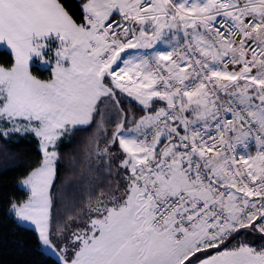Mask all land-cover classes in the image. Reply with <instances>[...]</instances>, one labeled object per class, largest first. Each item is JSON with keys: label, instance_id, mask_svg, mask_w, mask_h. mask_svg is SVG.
I'll list each match as a JSON object with an SVG mask.
<instances>
[{"label": "snow or ice", "instance_id": "obj_1", "mask_svg": "<svg viewBox=\"0 0 264 264\" xmlns=\"http://www.w3.org/2000/svg\"><path fill=\"white\" fill-rule=\"evenodd\" d=\"M80 6L0 0V138L42 153L7 213L57 264H264V0ZM125 94L148 114L129 121ZM93 126L85 200L54 182L60 145Z\"/></svg>", "mask_w": 264, "mask_h": 264}, {"label": "trees", "instance_id": "obj_2", "mask_svg": "<svg viewBox=\"0 0 264 264\" xmlns=\"http://www.w3.org/2000/svg\"><path fill=\"white\" fill-rule=\"evenodd\" d=\"M64 3L74 18L81 16L79 0H64ZM12 63V56L8 49L0 47V64ZM34 74L41 78H47L48 73L33 68ZM122 100L120 108L126 113L129 121L133 117L139 119L148 110H142L138 102L127 97L126 94L118 97ZM105 111V123L108 131L114 129L115 123L119 122L120 116L112 105H101ZM109 118H114L109 120ZM99 119V117H97ZM132 126L131 123L126 127ZM99 136L104 139V133L93 126L86 133H76L71 139H66L60 145L61 161L58 164V178L54 182L56 189L63 186L68 196L87 195L83 189L77 187L82 182V174L87 175L89 168H96L98 158L94 155L89 159L87 153L92 151L91 145ZM103 147V144H100ZM42 159V153L38 147V141L32 136H13L7 140L0 138V264H57L56 258L44 250L37 249L35 237L28 228L21 229L14 222V218L7 213L9 201L23 200L27 196V190L20 186L21 180L34 167L38 166ZM75 160L77 166L70 167L71 161ZM118 163V160H117ZM116 164H113L115 170ZM67 179V183L65 180ZM119 180L120 177L113 175L111 178ZM107 187L108 181L103 177L96 181ZM87 185H85L86 187ZM250 238V237H249Z\"/></svg>", "mask_w": 264, "mask_h": 264}, {"label": "rangeland", "instance_id": "obj_3", "mask_svg": "<svg viewBox=\"0 0 264 264\" xmlns=\"http://www.w3.org/2000/svg\"><path fill=\"white\" fill-rule=\"evenodd\" d=\"M7 49H8V48H7ZM8 50L10 51V49H8ZM146 114H148V112H147ZM146 114H145V115H146ZM129 128H131V127H129ZM38 147H39V144H38ZM22 180H23V179H22ZM22 180H21V181H22ZM20 186L23 187L24 189H26V188L21 184V182H20ZM26 190H27V189H26ZM42 250H43V249H42ZM44 251H45V250H44ZM45 252L48 253V254H50V255H52L50 252H47V251H45ZM52 256H54V255H52ZM54 257L56 258V256H54Z\"/></svg>", "mask_w": 264, "mask_h": 264}, {"label": "crops", "instance_id": "obj_4", "mask_svg": "<svg viewBox=\"0 0 264 264\" xmlns=\"http://www.w3.org/2000/svg\"><path fill=\"white\" fill-rule=\"evenodd\" d=\"M80 1V0H79ZM0 47H3V48H6L7 49V47L6 46H0ZM130 127H133V125L132 126H130ZM126 128H129V127H126Z\"/></svg>", "mask_w": 264, "mask_h": 264}]
</instances>
